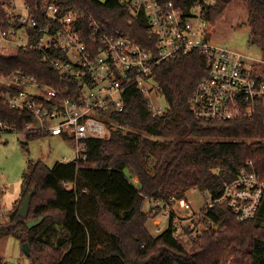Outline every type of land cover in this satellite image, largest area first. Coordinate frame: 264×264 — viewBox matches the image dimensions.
<instances>
[{
  "label": "trees",
  "instance_id": "16d2710c",
  "mask_svg": "<svg viewBox=\"0 0 264 264\" xmlns=\"http://www.w3.org/2000/svg\"><path fill=\"white\" fill-rule=\"evenodd\" d=\"M48 1L62 13L84 11L154 48L145 18L132 19L121 0ZM174 1L185 5V0ZM232 1H215L206 16L211 24ZM237 1L247 5L249 43L260 48L264 59V0ZM5 2L9 0H0L4 29L10 25ZM205 68L206 59L198 51L162 62L156 74L167 102L165 114L152 116L144 95L131 86L124 109L109 113V134L85 139V158L56 161L51 167L31 161L22 194L25 198L33 190L28 215L13 211L0 224V238L9 234L27 242L29 264H220L227 246L246 245L251 264H264V196L255 216L246 221H238L225 203H213L207 210L213 225L191 241L174 236L171 220L160 234L145 227L146 199L182 197L192 188L214 199L242 168L254 170L264 182V112L222 123L204 122L191 111L190 99ZM16 69L53 85L61 78L42 62L39 50L8 46L0 52V73ZM3 89L0 82V131L16 128L30 140L48 136L24 130L31 117L10 107ZM87 202L93 206L88 218L82 210ZM40 217V223L27 227Z\"/></svg>",
  "mask_w": 264,
  "mask_h": 264
},
{
  "label": "built area",
  "instance_id": "2783aa9c",
  "mask_svg": "<svg viewBox=\"0 0 264 264\" xmlns=\"http://www.w3.org/2000/svg\"><path fill=\"white\" fill-rule=\"evenodd\" d=\"M121 1L132 19L145 18L154 48H146L132 33L112 29L84 11L62 13L48 0H36L34 5L25 0L3 4L10 25L0 27V52L8 46L39 50L42 62L61 77L53 85L52 80L22 69L0 73L8 105L31 117L24 130L69 140L74 159L85 158V139L109 134V113L124 109L131 86L144 95L152 116L166 113L156 70L162 62L191 51L206 59L205 72L190 99L196 118L223 123L264 112V59L211 41L206 16L216 0H185L184 6L174 0ZM158 97L164 98V105L156 103ZM263 196L264 182L254 170L242 168L219 197L208 194L197 209L185 195H171L150 199L145 214L154 219L155 234L163 232L171 220L174 236L185 241L213 225L207 211L213 203H225L238 221H246L255 216Z\"/></svg>",
  "mask_w": 264,
  "mask_h": 264
},
{
  "label": "rangeland",
  "instance_id": "374dc122",
  "mask_svg": "<svg viewBox=\"0 0 264 264\" xmlns=\"http://www.w3.org/2000/svg\"><path fill=\"white\" fill-rule=\"evenodd\" d=\"M105 1V0H99ZM21 4V0H15ZM248 8L241 1H232L222 16L214 24H211V41L238 50L253 58L262 57L260 48L249 43L250 27L247 21ZM156 103L164 105L163 97H158ZM76 157L73 143L58 135H48L36 139H26L25 134L16 132L11 128L0 131V224L8 222L10 214L19 210L24 198V175L29 169L31 161H42L51 167L56 161H71ZM126 174H129L125 170ZM135 181L136 179L133 178ZM185 197L191 201L193 208H199L208 193L196 188L185 192ZM149 200L144 202V212L149 209ZM93 206L87 202L82 210L87 218L91 216ZM162 221V217L157 218ZM145 227L155 235L154 219L148 218ZM96 236L99 233L96 232ZM186 239V238H185ZM187 241V240H186ZM191 241V240H190ZM189 243V241H188ZM22 242L14 235H3L0 238V263L1 264H29V257L23 252ZM188 244V249L191 247ZM98 248L100 245L97 246ZM249 246H227L225 255L220 264H251L248 255Z\"/></svg>",
  "mask_w": 264,
  "mask_h": 264
},
{
  "label": "water",
  "instance_id": "95a60500",
  "mask_svg": "<svg viewBox=\"0 0 264 264\" xmlns=\"http://www.w3.org/2000/svg\"><path fill=\"white\" fill-rule=\"evenodd\" d=\"M33 191V190H32ZM31 192H29L26 197L24 198L19 210H18V214L24 218L27 217L28 215V209H29V202H30V196H31ZM43 217H40L36 220H30L27 222V227L31 228L35 225H37L38 223H40L42 221ZM22 250L26 255H29V244L27 242H23L21 244Z\"/></svg>",
  "mask_w": 264,
  "mask_h": 264
}]
</instances>
